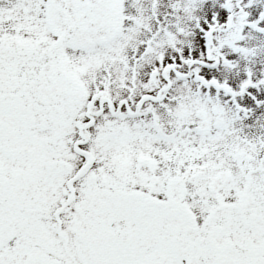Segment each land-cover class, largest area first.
Returning a JSON list of instances; mask_svg holds the SVG:
<instances>
[{
  "label": "snow or ice",
  "instance_id": "snow-or-ice-1",
  "mask_svg": "<svg viewBox=\"0 0 264 264\" xmlns=\"http://www.w3.org/2000/svg\"><path fill=\"white\" fill-rule=\"evenodd\" d=\"M0 264H264V0H0Z\"/></svg>",
  "mask_w": 264,
  "mask_h": 264
}]
</instances>
